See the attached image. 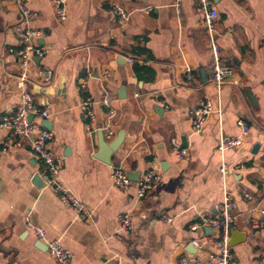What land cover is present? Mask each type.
I'll list each match as a JSON object with an SVG mask.
<instances>
[{
    "label": "crops",
    "instance_id": "crops-1",
    "mask_svg": "<svg viewBox=\"0 0 264 264\" xmlns=\"http://www.w3.org/2000/svg\"><path fill=\"white\" fill-rule=\"evenodd\" d=\"M209 2L221 63L232 72L219 92L198 0H66L63 22L51 1H26L37 14L30 28L40 33L35 41L45 54L32 58L24 89L49 107L46 120L34 116L32 122L36 128L48 122L54 138L47 149L60 183L92 212V221H81L49 188L38 187L41 166L30 148H16L15 138L0 129V264H55L32 226L69 250L70 264L204 260L216 253V233L190 228L217 217L225 193L238 216L231 264H264V229L250 225L254 211H264V0ZM111 5L130 13L128 20L120 24ZM145 7L151 11L137 12ZM18 21L13 0H0V116L15 111L21 93ZM39 69L54 74L50 84L42 83ZM104 98L115 117L112 137L103 139L110 144L121 135L109 164L94 158L98 132L106 127ZM204 100L214 112L194 132L189 114ZM86 101L93 120L81 109ZM221 137L239 138L241 145L220 152ZM171 140L185 159L176 157ZM153 160L159 180L138 199L136 183ZM118 165L131 180L126 191L111 181ZM121 214L132 220L128 234L119 226Z\"/></svg>",
    "mask_w": 264,
    "mask_h": 264
},
{
    "label": "built area",
    "instance_id": "built-area-1",
    "mask_svg": "<svg viewBox=\"0 0 264 264\" xmlns=\"http://www.w3.org/2000/svg\"><path fill=\"white\" fill-rule=\"evenodd\" d=\"M27 0H13L15 7L19 13V21L14 26V33L16 34L20 47L14 52L19 60V67L22 72L17 88L21 91L18 105L15 111L10 115L0 116V129L6 130L10 136L14 137L13 145L16 148L27 146L31 150L33 159L41 166V177L44 186L49 188L58 198L60 203L71 210L78 219L84 222L92 221V212L82 204L67 188H65L59 180V169L51 153L47 149L48 143L53 141V133L45 128H36L30 116H38L42 120H46L49 116V107H41L34 102L33 96L30 92L24 89V83L27 79V71L30 68L33 57H42L45 54L43 48L36 44V39L40 36L38 31L30 28L32 22L37 18V14L28 9L26 5ZM53 3L55 14L58 21L63 22L66 19L65 3L66 0H49ZM177 2L179 0H176ZM200 11L202 13L205 30L210 39V52L212 56V84L215 86L217 92L220 91L221 86L232 76L231 70L221 63L220 50L214 39V20L211 11L209 0H198ZM112 14L119 18V23L126 22L130 13L125 12L120 7L111 5ZM151 11L150 7L140 8L139 13H148ZM10 52L13 53L12 50ZM127 63L130 65L131 61ZM37 76L44 85H48L53 81L54 74L45 69H39ZM108 74L104 73L103 78H107ZM192 78L189 69H186V80L190 81ZM89 102H84L81 109L84 111L85 118L93 120ZM101 104L107 109L106 127L101 131L103 137L110 139L112 132L109 125L115 117L114 111L109 107V101L104 98ZM213 106L209 100H204L190 111L191 128L194 132H199L205 125L208 116L213 113ZM241 124V123H240ZM243 126V124H242ZM245 133V131H243ZM173 151L176 157L183 160L186 158L184 150H180L175 140H171ZM241 145L239 138H224L221 137L217 144V150L223 152L226 149L238 147ZM240 166H235L234 169H239ZM229 173L227 165L221 167V174L226 176ZM159 180V174L156 170V161L149 162L148 169L136 183V197L138 199L144 198L153 189L155 183ZM111 181L113 185L121 190L126 191L130 188L131 180L122 165L113 167L111 172ZM245 197H249L244 193ZM234 204L229 195L224 194L222 204L218 209L217 217H203L201 225L194 224L191 226L192 231H196L203 226L211 228L216 233L215 247L216 253L210 254L206 259H187L181 258L178 264H231V246L230 236L234 231L235 224L238 221V216L233 212ZM264 215L261 209L255 210L254 215L250 218V225L253 229H264V222L260 219ZM118 223L121 230L128 234L132 231V220L128 214H121L118 216ZM32 231L35 238L45 244L47 251L54 260L55 264H70L72 261V254L65 249L58 240H50L47 238L46 232L36 226H32ZM195 247H199L196 242H193Z\"/></svg>",
    "mask_w": 264,
    "mask_h": 264
},
{
    "label": "water",
    "instance_id": "water-1",
    "mask_svg": "<svg viewBox=\"0 0 264 264\" xmlns=\"http://www.w3.org/2000/svg\"><path fill=\"white\" fill-rule=\"evenodd\" d=\"M33 116H30L29 119L32 120ZM42 126L44 128H47L48 126V122L46 121H43L42 122ZM98 137H99V147H100V151L94 155V158L105 163V164H109L110 163V157L111 155L113 154V152H115L120 143H121V135H119L116 140H114L112 143L110 144H107L104 139H103V133L101 130H99L98 132ZM36 180H40V177L39 175H36L35 176ZM42 185H44L43 183L42 184H39L38 187H41ZM232 234V233H231ZM41 243V242H40ZM43 245V244H42ZM230 246H231V243H230Z\"/></svg>",
    "mask_w": 264,
    "mask_h": 264
}]
</instances>
